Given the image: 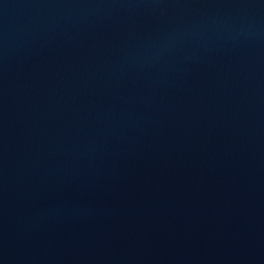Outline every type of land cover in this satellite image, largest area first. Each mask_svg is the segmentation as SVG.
<instances>
[{
	"label": "water",
	"instance_id": "obj_1",
	"mask_svg": "<svg viewBox=\"0 0 264 264\" xmlns=\"http://www.w3.org/2000/svg\"><path fill=\"white\" fill-rule=\"evenodd\" d=\"M0 264H264V0H0Z\"/></svg>",
	"mask_w": 264,
	"mask_h": 264
}]
</instances>
